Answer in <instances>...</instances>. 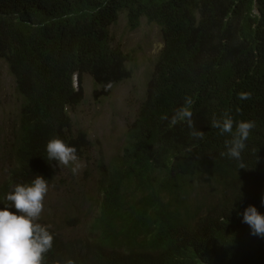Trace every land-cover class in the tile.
<instances>
[{
    "label": "trees",
    "instance_id": "16d2710c",
    "mask_svg": "<svg viewBox=\"0 0 264 264\" xmlns=\"http://www.w3.org/2000/svg\"><path fill=\"white\" fill-rule=\"evenodd\" d=\"M121 13L130 29L158 24L163 45L122 144L106 154L72 111L87 75L94 96L132 76L111 31ZM0 60L22 100L0 207L37 175L69 204L44 215L62 223L45 220V264H264V236L242 222L250 205L264 213V0H0ZM185 107L203 139L171 124ZM225 114L255 123L239 162L221 155L231 136L211 127ZM56 137L76 147L80 176L47 160ZM66 225L79 232L59 233Z\"/></svg>",
    "mask_w": 264,
    "mask_h": 264
},
{
    "label": "rangeland",
    "instance_id": "374dc122",
    "mask_svg": "<svg viewBox=\"0 0 264 264\" xmlns=\"http://www.w3.org/2000/svg\"><path fill=\"white\" fill-rule=\"evenodd\" d=\"M111 31L114 37L113 42L131 54L127 64L132 71V76L117 84L110 95L94 96V81L87 75L84 81L85 99L72 111L75 126L86 130L96 144L95 149L100 147L106 154H111L120 142L122 144L124 132L136 116L139 105L145 97L147 84L152 77L163 45L160 26L150 23L145 18H141L137 28L130 29L125 14L121 13L118 21L111 26ZM15 87L14 77L6 61L0 60V186L7 180L9 168L12 167V161L8 162L9 148L20 118L22 100ZM95 154L96 151L92 150V155ZM81 165L77 176L82 174L84 163L82 162ZM78 179L77 177L75 181ZM60 191L57 186L49 185L44 210L39 219V223L44 226L45 220L62 224L55 218L44 217L49 210L68 209L69 204L61 197ZM66 226L68 228L64 232H59L66 237L69 233L79 232L70 225Z\"/></svg>",
    "mask_w": 264,
    "mask_h": 264
},
{
    "label": "clouds",
    "instance_id": "9594fccd",
    "mask_svg": "<svg viewBox=\"0 0 264 264\" xmlns=\"http://www.w3.org/2000/svg\"><path fill=\"white\" fill-rule=\"evenodd\" d=\"M249 95L241 93L240 98L247 99ZM192 103L190 98L186 99V105L190 106ZM192 115V111L185 107L173 117L171 124L175 125L178 119L186 121L189 128L193 129L190 135L203 139V131L194 129ZM211 127L219 129L221 135L231 136L225 142L226 152L221 155L241 161L246 141L255 123L234 122L230 115L225 114L221 119L214 118ZM46 151L48 161H55L60 167H70L73 175L79 173L82 165L75 146L56 137L49 140ZM240 168H244L243 163H240ZM48 192L49 180L43 175H37L30 184H16L6 194L8 203L0 207V264H45V255L52 249L54 241L48 227L39 223ZM242 222L250 227L253 235L264 236V213L255 205L244 210Z\"/></svg>",
    "mask_w": 264,
    "mask_h": 264
}]
</instances>
